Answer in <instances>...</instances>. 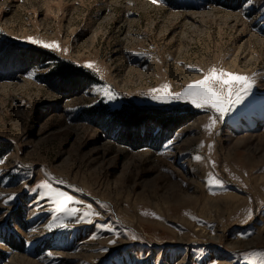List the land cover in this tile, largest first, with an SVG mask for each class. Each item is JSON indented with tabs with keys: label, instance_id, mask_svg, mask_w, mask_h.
I'll return each instance as SVG.
<instances>
[{
	"label": "rangeland",
	"instance_id": "obj_1",
	"mask_svg": "<svg viewBox=\"0 0 264 264\" xmlns=\"http://www.w3.org/2000/svg\"><path fill=\"white\" fill-rule=\"evenodd\" d=\"M213 68L239 104L174 98ZM1 146L0 264H264V0H0Z\"/></svg>",
	"mask_w": 264,
	"mask_h": 264
},
{
	"label": "snow or ice",
	"instance_id": "obj_2",
	"mask_svg": "<svg viewBox=\"0 0 264 264\" xmlns=\"http://www.w3.org/2000/svg\"><path fill=\"white\" fill-rule=\"evenodd\" d=\"M152 2L155 4L158 3L159 0H152ZM31 43L39 44L45 49L59 48V45L56 43H43L35 39H32ZM86 67L92 68L93 66L92 64H87ZM237 84L240 85L239 88L235 87ZM251 86L250 78L247 76L233 74L224 70L218 72L217 69L213 68L203 79L188 84L181 93L175 94L174 98L177 100L187 99L197 108L215 110L216 113H219L222 116L226 111L230 110L231 106L239 104L243 100L244 96L250 91ZM105 94L108 99H113L115 97V93L110 90H106ZM169 94L171 95V93ZM153 99H161V97L154 96ZM215 122L216 118L213 117L211 124L207 127L211 129ZM197 159H200V157H197ZM208 182L210 184L212 183L211 180ZM216 183L220 184L221 182L217 180ZM41 187L48 189L49 194L55 193L57 197H60L61 199L56 201L57 204L60 206L61 210L68 211L67 202L73 200L72 196L66 195L62 191H56L47 182L43 183ZM13 198L14 197L10 196L7 199ZM74 211L75 210H73V212ZM83 215L84 217H89L91 213L84 212ZM59 226L66 227L63 223ZM260 255L264 257V253H261Z\"/></svg>",
	"mask_w": 264,
	"mask_h": 264
},
{
	"label": "trees",
	"instance_id": "obj_3",
	"mask_svg": "<svg viewBox=\"0 0 264 264\" xmlns=\"http://www.w3.org/2000/svg\"><path fill=\"white\" fill-rule=\"evenodd\" d=\"M32 58H34V56H30L29 65H28L29 67H34ZM65 70L70 72L71 78H68V79H72V80H65L64 78H61L63 74H59L60 76H57L54 80H58V82H63L64 84L67 83V86L70 87L69 91L71 92L75 91V93H78L80 92V90L82 91L83 90V88L81 89L82 83L79 84L76 78L77 76L81 75V72L72 66L67 67V69ZM54 73L55 71L53 72V74ZM73 87H76V88L73 89ZM60 93L64 96L69 94L67 91H64V90L61 91ZM118 111L119 110L113 112L112 114H105L99 111H93V112L85 111V113L91 118L95 119L94 122L97 121V123H99L100 125H103L105 128L106 127L109 128L108 130H111V129L115 130V129L120 128V129H126L129 131L130 129H134L135 132H132V134H130L133 139H137L140 135H142V133L140 132V129H136V126H139L140 124H143V123H148L150 121H156L159 123L162 122L164 123V125H166L168 122L167 119H169L168 117H165V115L162 113H159L157 116V115H153L151 112L150 113L145 112V111L141 112L137 108H132L129 110H124L123 108L119 112ZM105 118H108V122L106 121V123H101V122H105L104 121ZM148 132L151 133V131H148ZM119 136H122V134H120ZM162 140H164V138H162ZM1 150H3V146L0 147V151Z\"/></svg>",
	"mask_w": 264,
	"mask_h": 264
}]
</instances>
